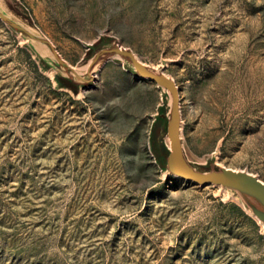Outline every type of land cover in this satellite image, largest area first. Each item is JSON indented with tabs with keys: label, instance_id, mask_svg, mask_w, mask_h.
Segmentation results:
<instances>
[{
	"label": "rangeland",
	"instance_id": "374dc122",
	"mask_svg": "<svg viewBox=\"0 0 264 264\" xmlns=\"http://www.w3.org/2000/svg\"><path fill=\"white\" fill-rule=\"evenodd\" d=\"M71 65L100 34L166 67L197 159L264 180V0H19ZM0 21V264H264V233L147 149L154 82L108 62L77 96Z\"/></svg>",
	"mask_w": 264,
	"mask_h": 264
},
{
	"label": "water",
	"instance_id": "95a60500",
	"mask_svg": "<svg viewBox=\"0 0 264 264\" xmlns=\"http://www.w3.org/2000/svg\"><path fill=\"white\" fill-rule=\"evenodd\" d=\"M0 21L28 51L38 69L46 73L55 90L77 96L92 88L103 66L113 62L136 79L155 83L160 102L151 115L147 135V149L160 175L177 177L202 187L211 185L224 194L226 201H234L260 226L264 233V180L246 169H232L218 161L219 146L195 158L188 150L183 136L180 109V89L174 78L166 73L173 60L160 59L154 65L145 62L116 36L100 34L93 42L85 43V52L74 65L58 52L54 43L35 24L19 0H0Z\"/></svg>",
	"mask_w": 264,
	"mask_h": 264
},
{
	"label": "trees",
	"instance_id": "16d2710c",
	"mask_svg": "<svg viewBox=\"0 0 264 264\" xmlns=\"http://www.w3.org/2000/svg\"><path fill=\"white\" fill-rule=\"evenodd\" d=\"M22 48V47H21ZM30 57H31V55L28 53V51L26 50V49H24V48H22ZM35 64V66H36V68L38 69V67H37V65H36V63H34Z\"/></svg>",
	"mask_w": 264,
	"mask_h": 264
}]
</instances>
